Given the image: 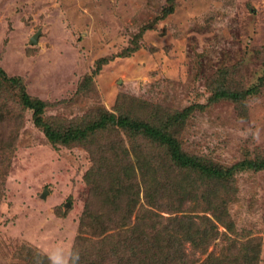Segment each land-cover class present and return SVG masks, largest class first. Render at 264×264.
Masks as SVG:
<instances>
[{"label":"rangeland","instance_id":"374dc122","mask_svg":"<svg viewBox=\"0 0 264 264\" xmlns=\"http://www.w3.org/2000/svg\"><path fill=\"white\" fill-rule=\"evenodd\" d=\"M0 67V264H70L75 253L115 264L132 228L140 243L173 219L198 227L197 242L174 245L180 264H264V168L238 166L264 158V0H0ZM224 84L259 89L215 99ZM24 91L46 103V125ZM192 104L176 128L183 151L234 172L179 190L167 147L131 140L116 118L156 123ZM102 120L68 145L45 133ZM152 162L163 175L130 209V184ZM98 213L103 229L89 226Z\"/></svg>","mask_w":264,"mask_h":264},{"label":"trees","instance_id":"16d2710c","mask_svg":"<svg viewBox=\"0 0 264 264\" xmlns=\"http://www.w3.org/2000/svg\"><path fill=\"white\" fill-rule=\"evenodd\" d=\"M145 31V27L138 33V37L142 36L143 32ZM137 38L135 37L131 39L130 44L124 48L121 52L122 55L129 54L132 51H135L139 47V43L137 42ZM101 60V59H100ZM104 60V59H103ZM0 70L1 67H0ZM8 80H10L12 83L15 82L16 77H7ZM259 87L254 85L250 86L245 90H233L229 87H227L225 84L221 86L220 88L215 90L214 98L215 99H222V98H231L233 100L239 101L241 99L247 98L248 95L256 93L258 91ZM23 103L26 107H29L33 109V118L36 124H44L43 119V113L45 109V102L41 99L32 98L29 96L27 92H23ZM197 104L189 105L188 107L184 108L181 111H177L174 113H165L164 118L160 119L156 123L152 122H143L139 119H132L128 116H119L117 119V123L122 127V129L125 131V133H128L129 136H131V140L135 138V134L137 133H144L149 138L151 137L152 141H157L165 145L168 149V153L171 155V157L176 161L179 165L178 172L179 180H177V185L179 190H183L186 186L190 185H196L193 189L203 188V186L206 184L204 182L207 179H218V178H225L228 176H231L234 172L233 167H223L221 165H218L216 163H210L209 161L204 160L203 158H199V156L188 154L187 152H184L182 149L181 142L179 141V138L176 135V128L179 126H183L188 119V117L192 114L194 111V108ZM99 125H104L105 122L102 120L100 123H94L90 124L89 126H70L66 130L62 129H52L48 128L47 126L45 129V133L55 141H61L65 144L67 142V145L70 144V141L76 140V139H85L87 138V134L91 131H94ZM134 133V134H133ZM137 136V135H136ZM157 160V159H156ZM155 162H152L149 166L148 170L150 171H142V182H140L138 179L134 182H132L129 188V191H134V195L136 196V201L131 200L129 202L130 209L134 208V206L138 203L139 198V190L142 185L149 186V183H152V180L162 177V173L154 169ZM242 169L246 168H255V169H261L264 168V158L260 160H250L245 159L238 165ZM235 169H238V167L235 166ZM149 175H148V174ZM144 174V175H143ZM146 174V175H145ZM177 175V174H176ZM207 178V179H206ZM200 181V182H199ZM198 184V185H197ZM136 189V190H135ZM137 191V194H136ZM150 189H147L146 192L148 193ZM210 195V194H209ZM150 202H158L157 199L154 197L149 200ZM116 202V201H115ZM117 205V204H116ZM118 207V206H117ZM86 209L89 208V203L86 204ZM101 216H104L102 213H98V215L94 218V221L92 223L86 224L89 226L94 227H100L103 229L104 222L100 219ZM174 223L172 224L174 229L170 227V223L167 225L166 229H156V232H153V235H148L146 238H139V242L135 241L132 236L139 234L138 231H133L134 228L131 229V237L127 240V244L129 246L127 247L128 252H124L125 250L120 251V246L123 247V244L120 246L117 245L113 247V252H120L121 257H123V261L117 260L115 264H130V261L136 260V264H152L153 258L151 257L154 253L156 254L158 250H163V253L165 254V260L168 264H180L179 259L180 257L177 255V252L174 249V245L181 249L182 244H184V240H188L191 242H197V231L198 227L195 229H191L189 225L185 226L184 224L179 225V222H177V219L172 220ZM171 221V222H172ZM98 222V223H97ZM141 223V222H140ZM178 223V224H177ZM175 224V225H174ZM176 225L178 228H176ZM93 227V229H94ZM138 230V229H137ZM200 231V229H199ZM134 232V234H133ZM152 233V232H151ZM182 234V236H181ZM201 235H199L200 237ZM133 243V247L132 244ZM123 247V248H124ZM177 249V250H178ZM130 251V252H129ZM133 252V253H132ZM142 253H145L146 258L148 257V263L147 261H143L141 256ZM151 254V255H150ZM37 256L41 258L48 257L47 255H41L36 254ZM111 258V257H110ZM150 259V261H149ZM178 259V260H176ZM160 264H161V260ZM49 264H53L50 262ZM58 264V263H55ZM71 264V260H70ZM77 264H79L77 262ZM162 264H164L162 262Z\"/></svg>","mask_w":264,"mask_h":264},{"label":"clouds","instance_id":"9594fccd","mask_svg":"<svg viewBox=\"0 0 264 264\" xmlns=\"http://www.w3.org/2000/svg\"><path fill=\"white\" fill-rule=\"evenodd\" d=\"M78 261H79V254L78 253L73 254L71 258V264H77ZM53 264H55V261H53ZM63 264H69V262L65 260L63 261Z\"/></svg>","mask_w":264,"mask_h":264},{"label":"water","instance_id":"95a60500","mask_svg":"<svg viewBox=\"0 0 264 264\" xmlns=\"http://www.w3.org/2000/svg\"><path fill=\"white\" fill-rule=\"evenodd\" d=\"M38 34H39V33H36V34L34 35V37L32 38L34 43L37 42V36H38Z\"/></svg>","mask_w":264,"mask_h":264}]
</instances>
